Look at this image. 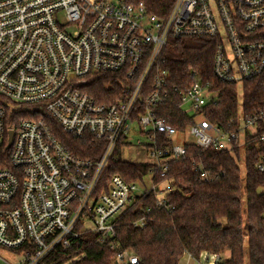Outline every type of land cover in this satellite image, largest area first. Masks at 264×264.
Here are the masks:
<instances>
[{
  "label": "built area",
  "instance_id": "obj_1",
  "mask_svg": "<svg viewBox=\"0 0 264 264\" xmlns=\"http://www.w3.org/2000/svg\"><path fill=\"white\" fill-rule=\"evenodd\" d=\"M171 37L217 39L212 82L191 71L179 86H169ZM103 75L111 76L110 90L97 97L89 87ZM259 77L264 0H175L165 17L148 13L142 1L0 0V146L9 151L6 163L0 158V248L12 254V264H40L85 232L114 237L139 196L153 193L156 204L167 208L169 162L184 157L188 145L237 158V148L244 156L248 137L264 141V103L250 115L243 105V84ZM222 84L236 86L239 94L238 111L225 125L207 116L219 104ZM145 93L144 109L135 117ZM174 95L190 118L183 130L155 112ZM26 108L37 118H26ZM47 116L77 139L102 141L99 159L74 156ZM131 132L145 137L137 142L149 151L145 177L151 176V185L141 190L145 177L127 181L116 174L100 188L110 157ZM175 134L192 139L176 143ZM238 163L244 167L243 160ZM194 164L202 179L211 178L202 163ZM256 167L264 170V156ZM157 174L163 179L156 181ZM145 223L142 217L135 225ZM199 259L218 264L220 256L204 252ZM138 261L126 250L112 264Z\"/></svg>",
  "mask_w": 264,
  "mask_h": 264
},
{
  "label": "trees",
  "instance_id": "obj_2",
  "mask_svg": "<svg viewBox=\"0 0 264 264\" xmlns=\"http://www.w3.org/2000/svg\"><path fill=\"white\" fill-rule=\"evenodd\" d=\"M123 1H142L148 13L165 17L175 0ZM216 43L217 39L210 37H171L165 64L170 71L169 86H179L180 78L187 77L191 71L199 73L204 81L212 82ZM191 80L188 76V81ZM110 82L111 76L103 75L92 83L89 91L100 97L110 90ZM221 88L219 104L209 107L207 116L213 122L225 125L226 120L238 111L239 94L234 85L222 84ZM242 88L244 111L250 115L264 103V77L246 81ZM146 94L139 102L135 117L144 109ZM29 112L25 113L26 118H37ZM155 112L179 130L190 123L177 95L173 96V101L158 105ZM45 120L74 156L99 159L104 148L102 141H93L89 136L77 139L53 118L47 116ZM8 156L6 146H0V158L4 157L5 163ZM236 156L214 147L201 149L188 145L184 157L169 162L165 176L169 189L165 194L169 203L167 208L156 204L153 193L139 196L128 206L114 237L103 239L96 232H85L70 247L55 249L40 264H112L113 257L126 250L138 256L139 261L135 264H179L185 254L199 259L204 252L219 255L218 264H264V170L256 167L260 157L264 156V141L258 136L248 137L244 156L239 148ZM242 160L244 176L238 163ZM194 162L202 163L211 178L202 179L195 171ZM150 168L149 162L123 160L114 153L99 187H106L116 174L127 181L142 180ZM155 179L163 178L157 174ZM142 217H145V226L135 225ZM77 257L78 260L71 261Z\"/></svg>",
  "mask_w": 264,
  "mask_h": 264
},
{
  "label": "rangeland",
  "instance_id": "obj_3",
  "mask_svg": "<svg viewBox=\"0 0 264 264\" xmlns=\"http://www.w3.org/2000/svg\"><path fill=\"white\" fill-rule=\"evenodd\" d=\"M134 133L135 132H131L126 137L128 142L120 146L119 151L114 153L123 160L132 161V162H146L150 160L149 151L144 146L138 144L137 142L138 137L142 138L143 140H145V137L138 136L137 133L135 134ZM191 139H192L191 136L185 134L184 135L175 134L172 137V140L176 143H184ZM241 169L243 171L244 167H241ZM243 176H244V171H243ZM151 183H152L151 176L148 175L147 177H145L144 182H140L138 186L142 190L144 189L145 184L147 186H150ZM162 188L165 189L166 184H164ZM262 191L264 192V188L262 189ZM244 220L246 221V216H244ZM225 257H227V255ZM9 263L11 264L14 263L12 254L8 250L0 248V264H9ZM179 264H203V263L201 262V259H196L190 256H184L181 258ZM204 264H207V262H205Z\"/></svg>",
  "mask_w": 264,
  "mask_h": 264
},
{
  "label": "water",
  "instance_id": "obj_4",
  "mask_svg": "<svg viewBox=\"0 0 264 264\" xmlns=\"http://www.w3.org/2000/svg\"><path fill=\"white\" fill-rule=\"evenodd\" d=\"M13 140V132L10 133L9 145L12 143Z\"/></svg>",
  "mask_w": 264,
  "mask_h": 264
},
{
  "label": "crops",
  "instance_id": "obj_5",
  "mask_svg": "<svg viewBox=\"0 0 264 264\" xmlns=\"http://www.w3.org/2000/svg\"><path fill=\"white\" fill-rule=\"evenodd\" d=\"M184 256H190V257H192V256H191V255H189V254H185ZM184 256H183V257H184Z\"/></svg>",
  "mask_w": 264,
  "mask_h": 264
}]
</instances>
